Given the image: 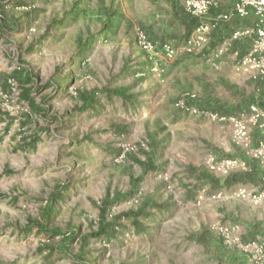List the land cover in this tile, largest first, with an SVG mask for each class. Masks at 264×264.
Here are the masks:
<instances>
[{"label":"rangeland","instance_id":"374dc122","mask_svg":"<svg viewBox=\"0 0 264 264\" xmlns=\"http://www.w3.org/2000/svg\"><path fill=\"white\" fill-rule=\"evenodd\" d=\"M200 20L185 0H0V264L260 263L234 239L264 243L262 167L176 102L247 114L263 79L139 43Z\"/></svg>","mask_w":264,"mask_h":264},{"label":"built area","instance_id":"2783aa9c","mask_svg":"<svg viewBox=\"0 0 264 264\" xmlns=\"http://www.w3.org/2000/svg\"><path fill=\"white\" fill-rule=\"evenodd\" d=\"M219 2L220 0H185L186 10L201 18L185 41L181 45L175 46L166 43L158 47L155 42L147 39L144 35H140L141 47L147 53L158 55L159 52H162L165 58L169 60L181 55L204 54L206 50H210L207 60L211 61L229 51L231 40L245 37L250 41L249 48L242 55L237 50L233 51L234 68L249 79H264V0H232V9L229 12L214 13L213 16H208L212 8L218 7ZM250 11L254 15V21L251 25L235 30L231 39L222 41L217 47H210L212 30L216 26L221 22L230 20L233 14L246 16ZM194 98L195 94L186 92L177 100L176 106L182 110L199 114L211 121L228 123L235 139L259 162L263 170L262 180H264V138L258 141L255 149L250 148L252 126H258L264 134V109L251 105L250 112L247 114L225 116L209 109L194 107L190 104ZM212 163L213 159L211 158L209 164L212 166ZM231 165L230 161H226L220 166L229 168ZM236 194L248 195L247 191L241 187L237 189ZM234 243L239 250L244 252L254 250L253 259L259 260V264H264V243L258 240L245 242L239 237L234 239Z\"/></svg>","mask_w":264,"mask_h":264},{"label":"crops","instance_id":"0c3cea01","mask_svg":"<svg viewBox=\"0 0 264 264\" xmlns=\"http://www.w3.org/2000/svg\"><path fill=\"white\" fill-rule=\"evenodd\" d=\"M231 9H232V0H220L218 7L212 8L209 14L226 13V12H229ZM253 21H254V15L252 11H250L246 16H239L237 14H233L230 20L221 22L217 26L216 31L218 34L217 38L219 39L218 43L220 44L224 40L231 39L232 33L235 30L245 28L251 25ZM212 40H213V35L211 38V42ZM249 45H250V41L248 38H245V37L241 39L231 40L229 51L217 57L215 60V63H217V66H219L222 69H228L232 71V69H234V63H235V57L233 55V51L237 50L239 54L242 55L248 50ZM202 55L203 54H200L199 56L201 57ZM206 61L209 62V60H206ZM242 78L247 80V82H241L242 85H245V83L249 85L251 84V79L247 78L245 75ZM262 81H264V79ZM252 88L258 91L259 94L261 95L260 104L262 105V107L254 103H250L249 105L246 106L247 112H250L251 105H256L259 108L264 109V97H263L264 96V85L260 84ZM237 115H240V114H237ZM261 179H262V176H261Z\"/></svg>","mask_w":264,"mask_h":264}]
</instances>
